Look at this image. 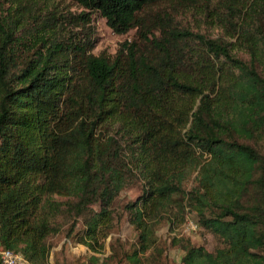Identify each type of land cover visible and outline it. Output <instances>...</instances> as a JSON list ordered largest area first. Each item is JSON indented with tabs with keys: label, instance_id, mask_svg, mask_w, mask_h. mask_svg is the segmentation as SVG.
<instances>
[{
	"label": "trees",
	"instance_id": "obj_1",
	"mask_svg": "<svg viewBox=\"0 0 264 264\" xmlns=\"http://www.w3.org/2000/svg\"><path fill=\"white\" fill-rule=\"evenodd\" d=\"M73 1L137 34L113 58L85 42L30 53L0 13V248L49 264V237L81 223L76 241L94 250L140 184L123 206L132 264L187 213L216 245L173 236L182 264H264V0ZM161 2L177 8L151 10ZM209 20L242 56L205 34Z\"/></svg>",
	"mask_w": 264,
	"mask_h": 264
},
{
	"label": "rangeland",
	"instance_id": "obj_2",
	"mask_svg": "<svg viewBox=\"0 0 264 264\" xmlns=\"http://www.w3.org/2000/svg\"><path fill=\"white\" fill-rule=\"evenodd\" d=\"M176 10V5L161 2L151 7V10ZM195 12L199 10L190 9ZM0 13L5 23L13 30H18L19 47L30 53L42 49V45L66 43H83L93 54H104L113 58L124 40L136 37V31L117 34L110 29L106 20L98 11H91L73 0H0ZM191 12H186L189 17ZM205 34L211 38H223L235 45L233 52L242 56V48L237 44L236 37L231 36L228 26L209 20ZM70 47V45H69ZM71 56L64 52V57ZM195 173L186 182L190 188L194 183ZM142 190L140 184L129 186L120 192L115 204L111 227L96 229L95 237L89 239L93 249L76 241L81 236L83 227L79 223L76 232L66 239L64 232L49 237L52 249L49 264H132L126 253L133 251L137 245V233L127 221V213L123 206L135 200ZM196 216L187 213L184 221L168 225L164 220L156 230L157 241L145 255L143 264H182L183 250L178 244H173L171 238H190L195 245H204L207 250H213L216 245L214 237L207 231L196 226ZM138 246V245H137ZM96 257L91 260L90 257Z\"/></svg>",
	"mask_w": 264,
	"mask_h": 264
},
{
	"label": "built area",
	"instance_id": "obj_3",
	"mask_svg": "<svg viewBox=\"0 0 264 264\" xmlns=\"http://www.w3.org/2000/svg\"><path fill=\"white\" fill-rule=\"evenodd\" d=\"M0 264H32L20 253L0 248Z\"/></svg>",
	"mask_w": 264,
	"mask_h": 264
}]
</instances>
